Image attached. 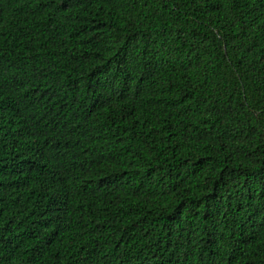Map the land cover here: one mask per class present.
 I'll return each mask as SVG.
<instances>
[{
  "label": "trees",
  "instance_id": "1",
  "mask_svg": "<svg viewBox=\"0 0 264 264\" xmlns=\"http://www.w3.org/2000/svg\"><path fill=\"white\" fill-rule=\"evenodd\" d=\"M0 264H264V0H0Z\"/></svg>",
  "mask_w": 264,
  "mask_h": 264
}]
</instances>
